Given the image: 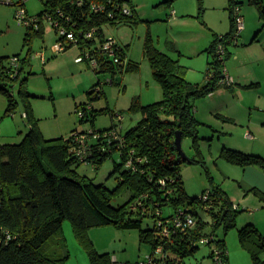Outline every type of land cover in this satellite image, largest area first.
Here are the masks:
<instances>
[{
	"label": "trees",
	"instance_id": "16d2710c",
	"mask_svg": "<svg viewBox=\"0 0 264 264\" xmlns=\"http://www.w3.org/2000/svg\"><path fill=\"white\" fill-rule=\"evenodd\" d=\"M174 1L165 3L171 5ZM42 2L45 7L37 15L39 19L49 16L57 33L55 24L60 23L77 38L76 42L67 45L64 52L79 46L84 61L96 74L111 77L93 87L89 93L91 101L105 96L103 85L114 84L124 73L140 69L138 63L128 61L124 46L114 56L101 49L106 41L107 27H136L144 21L133 0ZM199 2L204 12L203 0ZM240 4L237 0H229L231 31L226 35H216L207 49L212 56L207 76L212 74V78L204 86L191 83L186 77L188 69L179 60L160 51L148 33L144 53L155 79L163 88L164 98L148 105L135 100L131 111L141 112L142 119L125 133L121 124L113 123L107 129L92 128L90 132L74 131L67 138L47 139L34 114L31 104L34 96L27 87L29 77L25 73L30 65L29 57L21 59L16 56L20 63L14 67L7 63L8 58L0 56V94L8 102L5 117L14 116L22 103L29 125V131L21 142L0 143V264H66L69 258L64 244L66 221L71 222L92 264L119 263L109 253L101 254L89 237L92 228L105 226L139 230L141 242L153 248L148 258L153 264H180L194 256L202 244L212 247L210 256L213 261L215 252L221 250L224 264H229L226 238L218 235V229L223 228L226 237L237 227L240 210L235 209V204L220 186L210 189L214 202L210 211H205V203L200 197L190 200L179 165L190 162L206 166L199 135L202 122L196 116V101L208 97L221 86L225 64L231 55L229 46L234 44L236 33L235 7L241 8ZM250 4L256 6L264 20L263 0H250ZM35 31L39 36L45 32L44 27ZM89 32H94L93 38L86 37ZM31 37L32 33L26 38V43ZM61 40H65L63 36L59 37ZM220 44L225 47L223 56L218 53ZM92 61L97 62V67L92 66ZM16 87L20 100L15 94ZM91 105L79 110V116L82 123H92L95 127L99 114L109 110L96 111ZM118 117L120 121L123 119L121 115ZM177 132H182L183 140H193V148L200 159L195 156L187 161L180 155L176 145ZM115 154L120 156V161L115 162L113 174L120 176L114 190L105 184H96L94 179L78 171L82 164L99 170ZM221 157L238 166L256 165L264 169L262 157L238 150L224 147ZM126 191L131 193L129 201L114 205L115 196ZM254 192L264 202V193L257 188ZM186 202L189 204L184 205ZM189 206L194 208L189 209ZM195 206L202 207L211 220L204 219ZM166 207L173 210L168 216L164 214ZM178 215H182L184 222L191 216L195 225L177 228L174 219ZM146 218L154 220V225L147 229L144 228ZM166 230L169 236L165 235ZM205 239L207 243L202 242ZM240 242L250 251L255 264H264L261 258L264 236L254 224H247L240 230Z\"/></svg>",
	"mask_w": 264,
	"mask_h": 264
},
{
	"label": "rangeland",
	"instance_id": "374dc122",
	"mask_svg": "<svg viewBox=\"0 0 264 264\" xmlns=\"http://www.w3.org/2000/svg\"><path fill=\"white\" fill-rule=\"evenodd\" d=\"M164 1L133 0L144 21L136 27H107L106 35L124 46L128 52V61L138 63L140 69L124 73L121 84L116 82L103 85L105 96L94 101L89 96L93 87L111 77L96 74L85 61L78 63L81 49L77 45L67 52L55 53L53 49L59 43L60 36L49 19L44 17L41 21L45 32L39 36L35 30L31 31L20 23L17 18L19 6L0 4V56L8 58V64L16 56L21 59L29 57L30 65L25 73L29 77L27 87L34 96L31 99L34 114L47 139L67 138L74 131L107 129L113 123L121 124V130L128 132L142 119L141 112L131 111L135 100L148 105L164 98L163 88L155 79L144 53L148 33L159 49L179 58L180 63L188 68V80L207 83V54L201 52L210 44L213 32H229V0H203L204 12L201 11L199 0H175L172 5ZM237 1L241 2L245 29L237 45L234 43L229 46L232 55L225 66L230 81L214 91L216 99L206 97L196 101V114L202 120L199 135L206 166L202 163L183 162L179 165V173L190 200L201 197L212 186H221L239 206L237 227L226 237L223 228H219L218 235L226 238L230 264H255L250 251L240 242V230L248 223L255 222L264 236V202L252 189L257 187L264 193V169L238 166L221 157L222 150L227 147L264 159V20L256 6L250 4V0ZM25 7L30 16H37L45 6L42 0H29ZM171 11L172 14L174 11L178 13L177 17L171 14L175 18L170 19ZM30 33L32 37L26 43ZM254 38L257 41L252 43ZM172 46L179 48V51L173 50ZM251 81H259L260 86L249 87ZM15 94L20 100L18 87ZM91 103L96 111L109 110L99 114L95 127L92 123H82L79 116V110ZM212 104L220 108L217 113L212 111ZM218 114L231 117L233 121ZM118 115L123 118L121 121ZM9 118L0 126L1 144L19 143L29 131L22 103L14 116ZM183 150L189 158L197 157L191 138L183 140ZM116 161H120L118 154L108 159L99 170L92 165L82 164L78 171L94 179L96 184H105L114 190L120 176L113 174ZM259 173H262V178ZM130 197L129 191L120 192L115 196L113 204H125ZM188 204L186 202L184 205ZM195 207L204 219L211 220V216L202 207ZM192 208L194 206H189V209ZM172 212L171 208L166 207L164 214L168 216ZM153 225L152 218L145 219V229ZM89 237L101 254L109 253L113 260L121 264H150L148 258L153 248L141 242L140 231L137 229L96 227L89 231ZM64 238L65 251L69 254L66 264H92L69 221L64 223ZM211 252V246L202 244L194 256L180 264H214ZM261 258L264 260V253Z\"/></svg>",
	"mask_w": 264,
	"mask_h": 264
},
{
	"label": "built area",
	"instance_id": "2783aa9c",
	"mask_svg": "<svg viewBox=\"0 0 264 264\" xmlns=\"http://www.w3.org/2000/svg\"><path fill=\"white\" fill-rule=\"evenodd\" d=\"M27 1H29V0H0V4L1 5L19 6L20 8L18 9V12H17V18L20 20V23L26 25L28 28L39 30L41 27V21L44 18L40 20L38 16H30L28 13V10L25 7ZM125 12L127 14L130 13V11L128 9H126ZM173 15H175V11L173 12ZM45 18L49 19L50 22L53 24L51 17L45 16ZM235 23H236V33L234 34L233 42L237 44L241 33L245 29L244 18L241 14V8L238 6L235 7ZM55 26L58 29L59 36H63L65 40L59 41V43L54 46L53 50L55 53H63L65 51L67 45H69L71 42H76L77 38L73 32H69L60 23H56ZM93 36H94V32H89L86 35V37L89 39L93 38ZM121 46L122 45H120V43L117 42L114 38H109V36L106 35V41L104 42V44H102L101 49H102V51L109 52L111 54V56H114V55H117L118 52L121 50ZM224 49H225V47L223 44H220L218 46V53L222 56L225 54ZM87 57L90 58L89 55H87ZM42 58L44 60H46L44 55H42ZM84 59H85V57L81 55L77 59V62L78 63L84 62ZM19 60L20 59H18L16 57L14 59H12V65L14 67H18L19 63H20ZM117 61H119V60H117ZM91 64H92V66L97 67L96 61H92ZM211 78H212V74H209L208 80H210ZM229 81H230V77H229L228 71L226 68H224L223 78L219 84L223 85ZM162 182L164 183V181H162ZM211 195L212 194L209 190L200 197L205 203V207H203V208H205V211H210L214 207V205H213L214 202H213ZM181 214L184 215V212H182ZM182 215H178L174 219V224L177 228H183L185 225L191 228L195 225V221L193 218H191V216L187 217L186 221L184 222L182 220ZM165 235L169 236V232L167 230L165 231ZM202 242L207 243L208 240L205 239ZM158 252H161V249H159ZM214 255H215V257H214L215 264H224L221 250H217ZM114 261H116V260H114ZM149 263L153 264V262H151V261H149ZM118 264H121V263H118Z\"/></svg>",
	"mask_w": 264,
	"mask_h": 264
},
{
	"label": "crops",
	"instance_id": "0c3cea01",
	"mask_svg": "<svg viewBox=\"0 0 264 264\" xmlns=\"http://www.w3.org/2000/svg\"><path fill=\"white\" fill-rule=\"evenodd\" d=\"M165 1H167V0H165ZM164 1V2H165ZM134 5H135V7H136V10H137V12H138V14H139V16H140V18L143 20V18L141 17V15H140V12H139V10H138V7H137V5L134 3ZM172 5V4H171ZM228 9V8H227ZM172 11H171V13L169 14L170 16H169V18L171 19V17L172 18H175V17H177V15H178V13H176L175 12V15H173V16H175V17H173L172 15ZM181 15H183V14H181ZM185 17V16H184ZM229 17H230V21H231V16L229 15ZM179 20V19H178ZM231 31V25H230V30H229V32ZM229 32H227L226 34H228ZM226 34H218V32H213V39L211 40V42H210V44L201 52V53H206L207 54V63H208V68H209V64H210V62H211V60H212V56H210V54L207 52V49H209V47L212 45V43H213V41L215 40V38H216V35L218 36H220V35H226ZM255 41H257V39L256 38H254L253 40H252V43L253 42H255ZM259 42V41H258ZM251 43V44H252ZM158 48V47H157ZM173 50H175V51H179V48H176L175 46H172L171 47ZM159 49V48H158ZM160 51H162V52H164V53H166V54H168L169 56H171L172 58H174L169 52H167V51H165V50H161V49H159ZM181 56H182V53H179ZM231 55H232V53H231ZM231 55H230V58H231ZM229 58V59H230ZM174 59H177V60H179L180 61V59L179 58H174ZM182 65V64H181ZM184 66V65H183ZM187 68V67H186ZM188 69V68H187ZM122 80H123V78H122ZM190 81V80H189ZM191 83H193V84H195V85H200V86H204L205 84H202L201 83V81H196V82H194V80L193 81H190ZM248 86L250 87V86H252V87H256V86H260V82L259 81H251L249 84H248ZM209 98H212L213 100L214 99H216V97H217V95L216 94H214V93H212V94H210L209 96H208ZM213 106H212V111H215L216 113H217V111H219V107L217 106V105H215L214 106V104H212ZM197 107V106H196ZM7 108H8V102H7V98L5 97V96H3L2 94H0V126H1V124H4L5 122H7V120H9L10 118L9 117H5V113H6V111H7ZM197 109V108H196ZM196 113H197V110H196ZM196 116H197V114H196ZM218 116H220V117H223V118H225V119H230V120H232L233 121V118H231V117H226V116H223V115H221V114H218ZM197 118H198V116H197ZM199 119V118H198ZM199 121H202L201 119H199ZM20 133H22V131H20ZM250 166H256V165H250ZM246 167H249V166H246ZM256 167H260V166H256ZM261 168V167H260ZM258 174V173H257ZM261 174V175H260ZM259 176L261 177V176H263L262 175V173H259ZM262 178V177H261ZM221 187V186H220ZM222 188V187H221ZM255 188H257V187H255ZM255 188H252V189H255ZM223 189V188H222ZM257 189H259V188H257ZM226 192V191H225ZM227 193V192H226ZM230 197V196H229ZM232 200V199H231ZM233 201V200H232ZM233 203H234V201H233ZM235 204V203H234ZM235 209H239L240 210V208H239V206L238 205H236L235 204ZM248 224H254L256 227H257V224L255 223V222H250V223H248ZM118 259V258H117ZM117 261V260H116ZM119 262V261H118ZM229 264H230V257H229Z\"/></svg>",
	"mask_w": 264,
	"mask_h": 264
},
{
	"label": "water",
	"instance_id": "95a60500",
	"mask_svg": "<svg viewBox=\"0 0 264 264\" xmlns=\"http://www.w3.org/2000/svg\"><path fill=\"white\" fill-rule=\"evenodd\" d=\"M117 81L121 84L122 83V78L118 77ZM113 84V83H111ZM176 145L178 148V151L180 153V155L185 159V160H189V157L185 154L184 150H183V134L182 132H177V136H176Z\"/></svg>",
	"mask_w": 264,
	"mask_h": 264
}]
</instances>
